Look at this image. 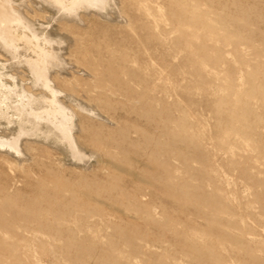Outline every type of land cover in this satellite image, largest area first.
Returning <instances> with one entry per match:
<instances>
[{
	"label": "rangeland",
	"instance_id": "1",
	"mask_svg": "<svg viewBox=\"0 0 264 264\" xmlns=\"http://www.w3.org/2000/svg\"><path fill=\"white\" fill-rule=\"evenodd\" d=\"M24 1L0 0L38 36L2 20L19 53L0 50V137L21 152L0 146V264H264V0H109L80 21ZM40 45L77 152L16 111L48 95L22 62Z\"/></svg>",
	"mask_w": 264,
	"mask_h": 264
},
{
	"label": "bare ground",
	"instance_id": "2",
	"mask_svg": "<svg viewBox=\"0 0 264 264\" xmlns=\"http://www.w3.org/2000/svg\"><path fill=\"white\" fill-rule=\"evenodd\" d=\"M42 2L46 3L47 5H52L53 7H55L56 10L58 9L57 11H68V12L72 13L73 19L75 17L77 18V16H78V19L75 18V20H78V21H80L79 16L81 15V14L79 15L77 12L78 8H84V9H90L91 8L92 11H94L93 10L94 8L98 9V10H103V9H105L106 5L109 4V0H69V2H66V0H41V3ZM9 5H11V4H9ZM0 6H2V5H0ZM97 13L99 14L98 11H97ZM30 17L28 16V12L26 10H24L23 8L21 9V11L19 9H16V7L15 8L11 7L10 9H8L6 11H0V50L1 51L4 49L5 51H7L9 53L8 55H11L12 57H16L15 51L19 50V49H16L17 46L15 43V40H16L18 34L16 35L13 32L14 29L11 31L10 28L8 26H6L8 24L3 25L2 20H6V21L10 20L12 26H14L15 28H20L22 30L21 37L24 40V42L28 43L31 39H37L38 38L37 33L33 29V20L32 19L30 20ZM39 32H41V31H39ZM51 41L53 42L54 40H51ZM58 43H60V42H58ZM46 44H47V41H46ZM23 47H24V45H23ZM17 48H19V47H17ZM60 48H63V47L61 46ZM25 49H27V48H25ZM48 49H50V48H48ZM27 50H29V48ZM31 51L32 50L30 49V52ZM33 52L34 53H32V52L31 53L34 54V56L27 55L26 53H28V51L26 53H24V58L21 57V59L23 58L22 62L28 68L30 74L32 75V78L35 79V82L37 81V82L41 83L43 89H45L46 92H48V95L42 94L40 92L41 94L39 96H36V95H34L35 93L32 90H31V92H33V93L27 91L28 90L27 89L26 91H23L21 93V95H19L20 96V101H19L20 106L17 108L16 111L20 115V117H23V120H22L23 122L28 123L30 126H34L35 128H37L38 134L39 133L41 135L42 134L43 135L44 134L45 135L52 134L56 139L57 138L65 139L67 141V143L69 144L71 150L74 152V151H76V147H75L76 145H75V143H73V140L71 137L72 122L70 121V118H69L71 113H70V111H68L66 109L67 107L65 108V106H63L64 104L62 105L60 103V101L58 100V98L56 96L57 94L54 93L55 88L53 89L50 86V82H52V80L50 81L49 68H50V65H52V63H54V61L56 62V60L59 59V58L57 59V57H58L56 55L57 52L55 51L56 53H54L52 51V49L46 50L44 47H41V45L34 47ZM1 55L4 56V54H1ZM12 57L10 59L13 60ZM10 63H11V65L9 64L8 67H11L12 65L14 66V62H10ZM52 67H54V66L52 65ZM4 78H6V77H4ZM12 81H14V80H12ZM23 87H21V88H23ZM25 89L26 88H24L23 90H25ZM42 92H44V91H42ZM60 96H61V94H60ZM36 99H38L37 101H39V100L43 101L44 103L42 102V104H45V106H44V105L39 103L43 107L41 106L42 108L40 107L41 109L38 111H36L34 109V105H33V102H35ZM9 101H11V100H9ZM14 104H16V103H14ZM17 106H18V104H17ZM32 119H36V120L41 119L46 124H41L40 121H39L40 123L38 121L35 122ZM47 123L51 124L53 129L48 127ZM27 128H29V127H27ZM22 129L24 130V128H22ZM26 136H27V134H26ZM31 136H32V134H31ZM16 139H18V138H16ZM16 139L12 138L10 140H7V138H6V140L5 139L2 140L0 137V146H3V145L6 146L7 145L15 153H18L20 150H19L18 142ZM57 140H59V139H57ZM19 146H20V144H19Z\"/></svg>",
	"mask_w": 264,
	"mask_h": 264
}]
</instances>
